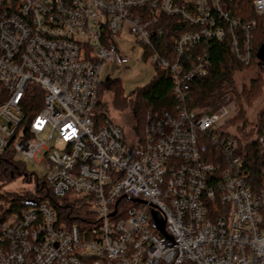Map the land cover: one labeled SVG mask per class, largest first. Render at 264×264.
Wrapping results in <instances>:
<instances>
[{"label": "built area", "instance_id": "2783aa9c", "mask_svg": "<svg viewBox=\"0 0 264 264\" xmlns=\"http://www.w3.org/2000/svg\"><path fill=\"white\" fill-rule=\"evenodd\" d=\"M252 5L264 21V0ZM157 15L191 28L172 63L152 49ZM124 31L144 65L170 72L180 106L147 115L142 146L94 119L102 65L132 64L119 46ZM226 31L247 64L248 30L221 0H0V155L44 164L54 198L89 199L94 215L83 229H66L47 204L5 221L0 213V264H264V124L254 137L261 183L253 192L237 154L248 137L222 134L236 115L233 96L213 114L185 107L183 84L205 72L206 42L224 41ZM257 130L250 120L245 132Z\"/></svg>", "mask_w": 264, "mask_h": 264}, {"label": "trees", "instance_id": "16d2710c", "mask_svg": "<svg viewBox=\"0 0 264 264\" xmlns=\"http://www.w3.org/2000/svg\"><path fill=\"white\" fill-rule=\"evenodd\" d=\"M221 8L231 19L239 21L242 26L247 28L251 38L252 57L247 64H242L236 59V56L232 54V40L227 35V31L224 41L217 42L214 39L207 41L205 48L208 66L205 72L185 81L182 86L184 93L187 94L185 107L188 111L204 108L209 114H213L218 111L219 101L232 95L236 115L224 124L223 136L234 137L236 140H238L236 137L240 136L256 137L264 124V100L260 103L264 97V65L260 64L258 60V57L264 53V21L254 13L252 0H221ZM145 16L149 17V12ZM215 18L220 28H228V23L221 20L219 15H215ZM156 21L152 30L154 33L152 49L160 58H165L172 63L178 57L175 55V42L181 35L189 33L191 28L180 19L164 15H157ZM253 23L255 24L254 28L251 26ZM235 33L241 49L244 42L243 34L240 30ZM194 52L196 59L201 57L198 49H194ZM152 55L148 53L146 57ZM186 61V59L181 60L182 65H187ZM153 70L155 75L149 84L142 89L134 90L128 96L124 95L122 84L119 81L101 85L94 113L96 123L102 125L108 122L118 126L108 117L105 110V97H111L112 109L115 113L130 115L132 133L138 144L141 145L146 117L151 111L163 115H175L180 106L173 95L174 82L170 72L161 71L157 67H153ZM245 74L250 78L245 80ZM240 78L243 79L242 85L239 86L237 83ZM152 93L159 96L155 104H151L149 101V96ZM259 106L258 112L253 111L254 115H249L253 108ZM253 116L256 119L258 130L247 134L245 131L250 127V120L253 119ZM118 127L120 128V126ZM237 154L244 163L245 182L254 192L261 183L258 147L255 143L244 148L239 145ZM25 167L23 163L15 162L8 151L6 154L0 155V204L3 205L0 208V213L2 221L12 216L20 218L21 213L26 209L47 204L56 213L59 225L66 229L72 227L83 229L84 225L90 223L94 215L91 212L89 199L79 198L71 202L66 199H56L46 186L44 178L36 179L33 193L3 194V189L16 178L24 177L25 180H29L30 176ZM125 205L132 206L129 201H126Z\"/></svg>", "mask_w": 264, "mask_h": 264}, {"label": "rangeland", "instance_id": "374dc122", "mask_svg": "<svg viewBox=\"0 0 264 264\" xmlns=\"http://www.w3.org/2000/svg\"><path fill=\"white\" fill-rule=\"evenodd\" d=\"M120 49L125 52L132 54V64L126 68H117L112 66L109 63H105L102 65V75L100 77V83L102 85H109L112 82L119 81L122 84V88L124 90V95L128 96L131 92H133L136 89H142L146 87L151 79L154 77L155 73L153 70V67L146 66L143 64L141 60L142 50L139 45L135 44V39L133 37H129L127 32L124 31L121 35V37L118 39ZM245 80L246 78H250L247 74L244 76ZM242 79H239V82L237 83L239 86L242 85ZM264 100V97L260 101V103ZM260 103H257L261 105ZM260 109V106L257 108H253L252 112H258ZM105 110L107 112V115L110 119L114 121L115 124L120 126L123 135L126 139L127 145L133 146L134 144H137L138 141L136 140L135 135L132 133L130 124H131V118L130 115L125 113L122 115H119L115 113L112 109L111 104V97L107 98L105 97ZM249 113V115H254L253 113ZM254 119V116H253ZM256 120V119H255ZM144 137L142 138V144H143ZM254 137H248V138H240V142L243 147L249 146L252 143H255ZM142 144L140 146H142ZM42 158L39 157L38 160L40 161ZM26 171L29 174L30 178L29 180H25L24 177H18L11 183H9L2 191L3 194L11 195V194H17V195H23L27 192H34L36 179L41 180L46 175V166L44 164H34L29 163L25 164ZM67 201H73L77 198L68 196L65 198ZM0 204V208H1Z\"/></svg>", "mask_w": 264, "mask_h": 264}, {"label": "water", "instance_id": "95a60500", "mask_svg": "<svg viewBox=\"0 0 264 264\" xmlns=\"http://www.w3.org/2000/svg\"><path fill=\"white\" fill-rule=\"evenodd\" d=\"M260 64L264 65V53L258 57ZM161 233L163 234V229H161Z\"/></svg>", "mask_w": 264, "mask_h": 264}]
</instances>
